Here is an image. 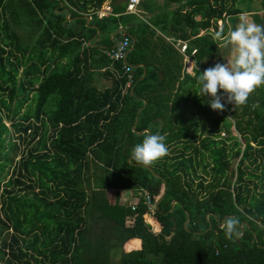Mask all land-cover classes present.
<instances>
[{"label": "trees", "instance_id": "trees-1", "mask_svg": "<svg viewBox=\"0 0 264 264\" xmlns=\"http://www.w3.org/2000/svg\"><path fill=\"white\" fill-rule=\"evenodd\" d=\"M103 1L0 0V264H264V56L243 54L249 66L221 81L208 69L184 72L174 54L161 78L153 67L142 79L132 73L130 86L118 61L117 77L99 89L83 73L85 51L70 57L82 42L76 32L93 29L67 22L63 9L73 17ZM169 1L170 29L203 67L220 47L199 28L238 14L236 0ZM214 26L219 35L228 28ZM149 125L144 148L137 131ZM232 125L243 146L220 137ZM105 188L133 190L135 208L97 195ZM95 210L115 223L108 238H86Z\"/></svg>", "mask_w": 264, "mask_h": 264}, {"label": "crops", "instance_id": "crops-1", "mask_svg": "<svg viewBox=\"0 0 264 264\" xmlns=\"http://www.w3.org/2000/svg\"><path fill=\"white\" fill-rule=\"evenodd\" d=\"M127 2L128 0H104L99 8L81 12L79 15L73 17L70 16L68 7L63 9V11L66 12L65 19L67 22L72 23L75 19L82 18L84 19L83 25L87 28L93 29V31L88 29L76 32V37H79L82 34V42L77 45L76 50L72 52L70 57H72L75 52H79L80 50L83 52L85 51L84 55L86 56L87 67L83 73L89 80H91V83L97 86V88L104 89L109 86L113 79L118 75L116 67V62L118 61L108 58L106 51L120 41L123 34H128L130 36V45L128 47V54L126 57L127 62L130 63L129 61L135 58L141 59L138 60L139 62L131 64V72H137L139 79H142L146 75L147 71L153 67L158 68L157 72L161 78L163 76V72L161 70L162 64L169 57H174V54H178V56L181 57L183 71L186 73L192 74L194 68H198L202 72H208V70H210L213 73H218L216 69L218 67V63L213 62L212 59H216L217 57L221 58L223 66L224 53L222 46L224 43H221V41L224 39L222 38L223 35H219L215 29L214 25L216 22L208 29L200 27L197 35H203L206 33L212 34L213 39L220 47V53L213 58H205L203 60V67H198L195 56L193 57V61L189 60L187 64L183 54L179 51L177 44L178 39H183L176 36L170 29L171 25L170 27L168 25V21L174 14L173 3L169 0H139L136 4L135 10L128 11L126 10ZM60 5H64V2H61ZM107 5L111 6V11L106 10L107 13L104 16L98 15L97 11L99 9L105 10ZM109 16L116 18L115 23L111 22L105 24L103 28L97 24V20L105 19ZM196 19H200V16H196ZM65 25H67V23H65ZM81 25V22L76 23L74 25V29L79 28ZM145 25H148V27ZM140 34L144 35L145 38L141 44L137 46V42L141 39ZM186 41L190 44L189 40ZM137 67H140L141 69H137L136 71ZM213 79L214 78L212 77V80ZM141 102L142 103L138 112L147 104L146 98H142ZM137 119L138 117H136V121ZM155 120L159 122L158 129L155 134V136H158L163 126V120L160 117H157ZM134 125L132 127L133 129ZM152 129L153 125H149V127L144 128L141 131H137L138 134L146 133L147 139L145 146L149 143L150 138L153 136ZM125 150L126 148H124V152ZM93 166L94 164L91 163L89 170H91ZM93 185L94 184L91 183V186ZM98 191L97 195L102 194L110 202L119 199L120 201L123 200L132 203L136 198L133 190L105 188ZM152 214L153 213H147L144 216V219L145 221L150 222L149 224H151V229L155 231L157 230V223L154 221ZM114 225L115 223L112 222L108 216L95 210L87 214L88 228L86 234H90L92 239L98 235H106V238H108L110 229ZM135 240L136 241L133 244L139 245V239L136 238Z\"/></svg>", "mask_w": 264, "mask_h": 264}, {"label": "rangeland", "instance_id": "rangeland-1", "mask_svg": "<svg viewBox=\"0 0 264 264\" xmlns=\"http://www.w3.org/2000/svg\"><path fill=\"white\" fill-rule=\"evenodd\" d=\"M234 5L236 6V7H239V9H240V12L238 13V14H236V15H234V17H232V16H230V17H228V21H229V25H230V34H227L225 37H226V39L225 40H223V41H221V43H225V42H227L229 39H232L234 36H233V34L235 33L234 31H235V22H243V24L245 25V26H248V24H250V22H251V14H252V12L253 11H258V14H260L262 11H263V9L262 8H264L263 6H262V3H261V0H236L235 1V3H234ZM224 34H225V32H224ZM263 43H264V41H263ZM262 43V44H263ZM264 47V46H263ZM262 50H264V48L262 49ZM248 57V56H247ZM223 58V57H222ZM249 58V57H248ZM249 59H251V58H249ZM259 60V59H258ZM212 61L213 62H217L218 63V67L216 68L217 69V71H218V75L217 76H219V78L221 79V81H227L229 78L231 79V78H234V77H228V76H226L225 75V73H224V69H223V66H222V60H221V58H219V57H217L216 59H212ZM235 62H236V66H237V70H242V69H244V67L245 68H247V66H249V63H248V61H247V59H246V57H245V55H243V54H241V55H238L237 56V58H236V60H235ZM236 70V75L238 76H236L237 78H239V75H240V73L238 72ZM211 77H213L212 75H210ZM235 79V78H234ZM250 81V80H249ZM254 84V81H252V82H250V85L252 86ZM7 124L9 125L10 124V121H8L7 120ZM11 127V126H10ZM12 129V128H11ZM223 131V130H222ZM228 134H231V135H236L237 137H238V139H239V141L241 142V145L243 146L244 145V139H243V137H241L238 133H237V131L235 130V128H234V126L232 125L231 126V128H230V131L229 132H227V131H223V132H221V134H220V137H222V138H225L226 140H225V145H226V147H230V145L233 143V141H232V139L231 138H227V135ZM17 158H18V156H17ZM235 163V162H234ZM234 163H233V166H234ZM98 171H100V170H98ZM102 173V172H101ZM99 174V176H101L100 175V173H98ZM107 173L106 174H104V176H105V180L107 181V179H108V177H107ZM99 176H97V177H99ZM103 179H104V177H103ZM101 179L99 178H96V182H98V181H100ZM147 222V221H146ZM150 222H147V224H149ZM149 225H151V224H149ZM151 227V226H150ZM104 236H106V235H104ZM86 238H89V239H91V235L90 234H88V235H86ZM128 240H126L124 243H123V245L124 246H126V245H128Z\"/></svg>", "mask_w": 264, "mask_h": 264}, {"label": "built area", "instance_id": "built-area-1", "mask_svg": "<svg viewBox=\"0 0 264 264\" xmlns=\"http://www.w3.org/2000/svg\"><path fill=\"white\" fill-rule=\"evenodd\" d=\"M139 2V0H128L126 4V10L128 11H134L136 4ZM106 10L111 11V6L107 5L105 10H98L97 13L100 16L106 15ZM223 22H226L228 28L225 32V34L222 36V38H225L227 34L230 32V25L228 21V16H226L224 19L220 18L216 21V26L219 30H223ZM235 38V36L233 37ZM178 44V49L179 51L183 54L187 64L189 60L193 61V57L195 56L196 53V48H193L189 50V46L186 40H177ZM130 45V36L128 34H123L122 38L120 41H118L113 47L108 49L106 51V55L113 59L122 62V69L128 73V80L126 83V86H130L132 82V65L127 62L126 57L128 54V47ZM192 67V66H191ZM144 204L147 207V213H152L153 212V203H152V196L149 194L144 195ZM131 208L134 209L135 205L132 203Z\"/></svg>", "mask_w": 264, "mask_h": 264}, {"label": "water", "instance_id": "water-1", "mask_svg": "<svg viewBox=\"0 0 264 264\" xmlns=\"http://www.w3.org/2000/svg\"><path fill=\"white\" fill-rule=\"evenodd\" d=\"M251 33V30L245 29L243 22H239L236 26V35H235V45L232 47V49L224 55L223 58V67H224V73L228 77H235L236 76V66H235V60L236 57L241 54L245 53L249 58L251 56L261 50L262 46L261 43L256 40H249L247 37ZM148 142V140H147ZM146 146H144L145 148ZM144 167H147L149 170H151V167L149 165H143ZM155 176H158V174L153 173ZM165 192V191H164ZM163 192V194H164ZM163 196V195H162ZM176 203V200H173L171 202V208H173L174 204ZM188 214V213H187ZM174 224L175 220L172 218ZM188 218L186 219V221ZM185 221V223H186Z\"/></svg>", "mask_w": 264, "mask_h": 264}, {"label": "flooded vegetation", "instance_id": "flooded-vegetation-1", "mask_svg": "<svg viewBox=\"0 0 264 264\" xmlns=\"http://www.w3.org/2000/svg\"><path fill=\"white\" fill-rule=\"evenodd\" d=\"M262 6L264 7V3H262ZM262 9H263V11L259 14L260 15V20H259L258 23H255L254 22V14H258V11H256V12L253 11L252 14H251V22H250V24H248V26H245L244 25L245 29L251 30V33L249 34V36L247 37V39H249V40H256V41H258V42L261 43V46H262L261 50L255 52L251 56V58L253 60H258L259 59V61L261 60L262 55L264 56V53H263L264 50H262L264 48L263 47L264 46V43H263V41H264V8H262ZM234 24H235L234 26H235V29H236V26L239 23L238 22H235ZM235 41H236V39L235 38H232V39H229L227 42H225L223 44L222 50H223L224 55L226 53H228L232 49V47L235 45ZM241 54H245V53H241ZM241 54H239V55H241ZM235 66H236V64H235ZM236 70H237V66H236ZM216 138L220 139L219 136H216Z\"/></svg>", "mask_w": 264, "mask_h": 264}]
</instances>
